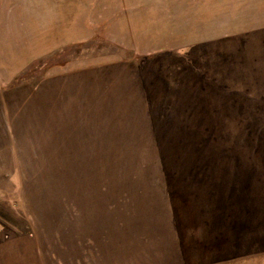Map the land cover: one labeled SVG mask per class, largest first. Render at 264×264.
Returning <instances> with one entry per match:
<instances>
[{"label":"rangeland","instance_id":"rangeland-1","mask_svg":"<svg viewBox=\"0 0 264 264\" xmlns=\"http://www.w3.org/2000/svg\"><path fill=\"white\" fill-rule=\"evenodd\" d=\"M0 264H264V0H0Z\"/></svg>","mask_w":264,"mask_h":264}]
</instances>
